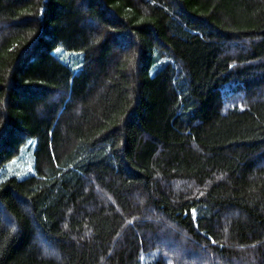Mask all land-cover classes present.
Returning <instances> with one entry per match:
<instances>
[{
    "label": "trees",
    "instance_id": "obj_1",
    "mask_svg": "<svg viewBox=\"0 0 264 264\" xmlns=\"http://www.w3.org/2000/svg\"><path fill=\"white\" fill-rule=\"evenodd\" d=\"M0 264H264V0H0Z\"/></svg>",
    "mask_w": 264,
    "mask_h": 264
},
{
    "label": "rangeland",
    "instance_id": "obj_2",
    "mask_svg": "<svg viewBox=\"0 0 264 264\" xmlns=\"http://www.w3.org/2000/svg\"><path fill=\"white\" fill-rule=\"evenodd\" d=\"M59 50L57 51L59 52ZM35 148V140H28L26 146L23 147L21 155L18 158L14 159L11 163H9L6 173L10 175H17L20 177L26 176L35 161Z\"/></svg>",
    "mask_w": 264,
    "mask_h": 264
}]
</instances>
